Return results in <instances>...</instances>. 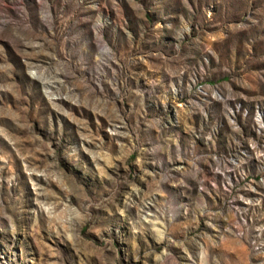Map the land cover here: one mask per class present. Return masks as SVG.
I'll use <instances>...</instances> for the list:
<instances>
[{"label":"rangeland","instance_id":"1","mask_svg":"<svg viewBox=\"0 0 264 264\" xmlns=\"http://www.w3.org/2000/svg\"><path fill=\"white\" fill-rule=\"evenodd\" d=\"M0 264H264V0H0Z\"/></svg>","mask_w":264,"mask_h":264}]
</instances>
